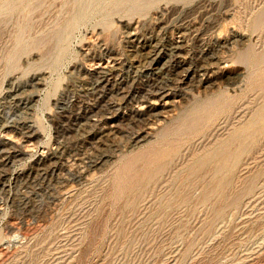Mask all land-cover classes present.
<instances>
[{
	"label": "rangeland",
	"instance_id": "1",
	"mask_svg": "<svg viewBox=\"0 0 264 264\" xmlns=\"http://www.w3.org/2000/svg\"><path fill=\"white\" fill-rule=\"evenodd\" d=\"M0 264H264V0H0Z\"/></svg>",
	"mask_w": 264,
	"mask_h": 264
},
{
	"label": "bare ground",
	"instance_id": "2",
	"mask_svg": "<svg viewBox=\"0 0 264 264\" xmlns=\"http://www.w3.org/2000/svg\"><path fill=\"white\" fill-rule=\"evenodd\" d=\"M165 20V19H164ZM129 25V24H128ZM160 25V24H159ZM132 27V26H131ZM153 28V27H152ZM148 33V32H147ZM156 33V32H154ZM180 33V32H179ZM163 34V33H162ZM136 36V35H135ZM156 36V35H155ZM154 36V37H155ZM235 36V35H234ZM139 38V37H138ZM137 38V39H138ZM160 38V37H159ZM167 38V37H166ZM145 39V38H144ZM143 39V40H144ZM156 39V38H155ZM162 39V38H161ZM177 39V37H176ZM165 40V39H164ZM150 42V41H149ZM164 42V41H163ZM223 42V41H222ZM162 43V42H161ZM165 43V42H164ZM168 43V42H167ZM138 44V43H137ZM145 45V44H144ZM162 45V44H161ZM175 45V44H174ZM164 46V45H163ZM140 47V46H139ZM134 48V47H133ZM143 48V47H142ZM158 49V48H157ZM111 50V49H110ZM141 50V49H140ZM155 50V49H154ZM146 51V50H145ZM180 51V50H179ZM135 52V51H134ZM139 52V51H138ZM155 52V51H154ZM168 52V51H167ZM115 53V52H114ZM136 53V52H135ZM141 53V52H140ZM152 53V52H151ZM158 53V52H157ZM165 53V52H164ZM202 57V56H201ZM180 58V57H179ZM204 58V57H203ZM89 60V59H88ZM137 61V60H136ZM172 61V60H171ZM119 62V61H118ZM98 63V62H97ZM183 64V63H182ZM106 65V64H105ZM161 66V65H160ZM182 66V65H181ZM169 68V66H168ZM215 69V68H214ZM95 70V69H94ZM180 70V69H179ZM211 70V68H210ZM151 72V71H150ZM174 72V71H173ZM196 72V71H195ZM115 73V72H114ZM202 73V72H201ZM155 74V73H154ZM200 76V75H199ZM39 77V76H38ZM137 77V76H136ZM153 77V76H152ZM122 78V77H121ZM150 78V77H149ZM178 78V76H177ZM187 78V77H186ZM160 81V80H159ZM202 81V80H201ZM151 81H147L144 84L142 90L148 91L146 95H143L142 100L137 99V105L132 106L131 110L134 111L135 109H139L145 111V107H147V103L149 102L151 105L157 103H163L164 105L168 104L169 102V92L167 89L163 90V87H157L155 85H151ZM164 83V82H163ZM195 83V82H194ZM204 83V82H203ZM102 85V84H101ZM166 85V84H165ZM134 86V85H133ZM163 86V85H162ZM201 86V85H200ZM168 87V86H166ZM116 90V89H115ZM120 90V89H119ZM130 94V93H129ZM120 97V96H119ZM131 97V96H130ZM172 98V97H171ZM126 100V99H125ZM223 100V99H222ZM131 105V104H130ZM76 106V105H75ZM157 106V105H156ZM100 107V106H99ZM124 107V106H123ZM79 109V108H78ZM87 109V108H86ZM94 109V108H93ZM111 109V108H110ZM73 113V112H72ZM90 113V112H89ZM122 113V112H121ZM69 114V113H68ZM151 114V113H150ZM87 115V114H86ZM109 115V114H108ZM76 117V116H74ZM63 118V117H62ZM67 119V118H66ZM96 119V118H95ZM67 121V120H66ZM78 121V120H77ZM150 121V120H149ZM112 123V122H111ZM188 123V122H187ZM101 124V123H100ZM190 124V123H189ZM31 126V125H30ZM149 126V125H148ZM185 127V126H184ZM78 128V127H77ZM98 129V128H97ZM113 131V130H112ZM6 133V132H5ZM2 134V133H1ZM26 135V134H25ZM62 135V134H61ZM104 138V137H103ZM28 139V138H27ZM23 146V145H22ZM29 147V146H28ZM63 152V151H62ZM24 154V153H23ZM14 156V155H13ZM14 158V157H13ZM47 159V158H46ZM50 160V159H49ZM47 161V160H46ZM42 163V162H41ZM8 166V165H7ZM83 169V168H82ZM81 170V169H80ZM54 171V170H53ZM157 173V172H156ZM66 183V182H65ZM61 190V189H60Z\"/></svg>",
	"mask_w": 264,
	"mask_h": 264
}]
</instances>
